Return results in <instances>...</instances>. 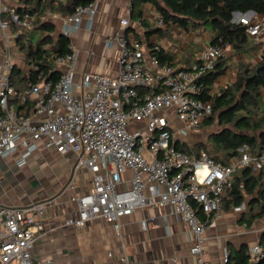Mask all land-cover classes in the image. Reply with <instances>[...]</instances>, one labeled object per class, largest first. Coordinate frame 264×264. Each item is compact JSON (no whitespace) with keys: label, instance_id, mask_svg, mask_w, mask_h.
I'll list each match as a JSON object with an SVG mask.
<instances>
[{"label":"built area","instance_id":"obj_1","mask_svg":"<svg viewBox=\"0 0 264 264\" xmlns=\"http://www.w3.org/2000/svg\"><path fill=\"white\" fill-rule=\"evenodd\" d=\"M95 15L92 4L78 5L65 19L64 36L70 38L85 18L92 22ZM240 15L235 14L234 21L246 26L250 41H259L264 20ZM34 22L29 14L21 18L16 6L0 7L6 49L0 64V161L20 147L25 149L21 165L40 146L55 149L66 160L74 159L77 167L86 168L92 178L91 192L73 195L77 213L68 225L84 228L99 218L119 233L123 217L138 209L169 206L189 227L195 264H211L203 243L212 217H220L237 172L264 170V152L255 155L243 146L230 164H223L207 154L188 155L176 145L185 144V138L212 115L213 101L199 98L203 80L219 60L228 57L230 47L211 44L189 66L161 65L157 57H145L118 31L105 42L119 46L117 77L84 73L77 81L78 53L70 45L68 54L53 57L60 72L56 80L41 73L38 82L18 94L12 84L20 53L18 40ZM163 23L160 16L159 26ZM120 24L127 29L130 20ZM45 212L44 204L26 210L0 209V218L5 216L0 222L1 264H55L53 260L40 262L32 254L35 242L45 233ZM141 228L148 229L146 220ZM249 257V264L264 263V245L255 244Z\"/></svg>","mask_w":264,"mask_h":264},{"label":"crops","instance_id":"obj_2","mask_svg":"<svg viewBox=\"0 0 264 264\" xmlns=\"http://www.w3.org/2000/svg\"><path fill=\"white\" fill-rule=\"evenodd\" d=\"M68 1L48 0L40 7L41 23H49L54 27L52 34L54 39L64 36L65 19L68 17L64 5H67ZM91 4L96 10L94 19L90 22L85 18L79 29L69 38L70 45L78 53L75 64L77 81L84 73L117 77L119 46L117 44L106 46L105 42L118 31L125 33L145 57L151 56L153 48L165 49L174 55V66L191 65L195 62L197 54L212 44V36L207 30L201 35L174 24L159 26L160 15L151 2L93 0ZM5 5L18 7V0H0V7ZM246 14L253 20H264L263 15L253 12ZM34 18L36 22L37 19ZM123 19L130 20L127 29L121 27L120 22ZM47 33L33 27L28 30V38L35 44ZM249 42L247 52L236 53L229 49V55L225 58L229 67L225 75L215 82L213 94L219 93L220 87L233 84L242 66L253 69L262 63L264 34L259 41ZM3 45L0 32V64L5 58ZM16 65L23 71L32 68L27 65L21 52ZM184 142L187 143V140ZM40 147L23 165L19 163L25 152L23 147L0 163L1 185L4 184L7 175L11 178L12 186L17 187L26 185L28 170L33 175L38 169L49 172L45 176L44 184L40 185L42 192L39 199L28 198V192L25 191L17 194L9 203L10 206L22 207L25 210L39 202L44 204L45 233L35 242L32 249L36 260L43 263L53 260L55 264L196 263L195 257L190 253L194 240L191 238L189 227L181 220L175 209L169 206L138 209L132 215L123 217L119 233L112 224L99 218L89 221L84 228L68 225V220L76 218L77 213V204L72 200L73 195L91 192L92 178L89 179V175L88 180L84 178L89 171L84 167H77L74 159L68 161L55 149ZM23 173L26 176H20ZM253 174L262 175L264 180V170ZM33 184H36L35 189L39 188L37 183ZM240 188L245 197L243 204L227 207L229 199L224 200L220 217H212V224L206 232L203 247L205 258L211 264H234L239 261L241 253L249 257L250 249L261 243L264 216L251 220V217L259 214L261 204L256 202L255 194L246 193L242 182ZM143 220L148 222L146 231L141 228Z\"/></svg>","mask_w":264,"mask_h":264},{"label":"trees","instance_id":"obj_3","mask_svg":"<svg viewBox=\"0 0 264 264\" xmlns=\"http://www.w3.org/2000/svg\"><path fill=\"white\" fill-rule=\"evenodd\" d=\"M93 0H69L64 8L67 15H71L78 5H89ZM151 2L163 18L164 24H174L186 30L203 27L212 36V44H226L236 53H244L249 50L250 42L246 34V26L234 21L236 13L246 14L253 12L264 16V0H139ZM48 0H18L17 13L23 18L25 14L36 17L32 28L47 31V35L33 44L28 38V30H23L18 40L19 50L25 56V61L30 68L21 70L15 65L12 74V84L18 94L39 81V76L56 80L59 69L55 64V55H65L70 52V40L65 36L54 39L52 36L54 27L49 23H41L39 18L40 7ZM14 30L16 27L12 24ZM151 55L157 57L161 65H174L175 57L163 48L152 49ZM260 65L253 69L242 66L238 72L236 81L220 89L219 93L211 95L215 82L225 75L229 65L226 59L217 62L215 69L207 74L203 80L202 100L213 101V113L201 125L211 126L215 121L223 129L212 136V146L215 155L200 147L195 152L190 145L178 143L176 148L188 154L200 157L207 154L212 159L223 164H230L232 159L239 155V149L248 146L252 153L260 155L264 152V70L257 73ZM236 184L229 193L227 207L240 206L244 202L241 182L248 195L255 194L256 202L260 203L257 216H264V180L263 176H255L251 169L237 172ZM199 217L202 211L197 210ZM251 223V221H249ZM264 245V234L261 238ZM234 264H249V257L241 253L239 261ZM259 264H264L259 263Z\"/></svg>","mask_w":264,"mask_h":264},{"label":"rangeland","instance_id":"obj_4","mask_svg":"<svg viewBox=\"0 0 264 264\" xmlns=\"http://www.w3.org/2000/svg\"><path fill=\"white\" fill-rule=\"evenodd\" d=\"M159 1L161 2V0H159ZM187 31L197 32L198 34H201V35L206 32V30L203 27H199L197 29L190 28ZM3 51H6L5 44L3 45ZM12 52H15V49H12ZM221 88H223V87H220V89ZM222 129H223V127L220 126L216 121L211 126L203 125L199 129H197L196 131L190 133L186 137V139H185V140H187L186 144L190 145L195 152L200 147L201 150L208 151V153L210 155H215L216 152L213 149L212 140L211 139H212V136L215 133L220 132ZM0 163H1V161H0ZM48 173L49 172H47V171H42L41 169H38V171H36L34 173V175H33L28 170V181H27V183L25 182L26 185H24V186L23 185H18L17 187L12 186V182H10L8 179H5V180H7L6 181L7 183H5V187H6L5 190H6L7 195H4V196L0 197L1 201H3L4 203L9 205V203H11L10 201L12 199H14L15 196H17V194L25 193V191L28 192V198L39 199V197H40L39 194H40V192H42L40 190V185H41V183L44 182L45 176ZM24 175L25 174L23 173L20 176H24ZM88 175H89V179L91 178V174L88 173V174L84 175V178L86 180H88ZM13 179H14V177H13ZM14 181H16V179H14ZM33 182L37 183L39 185L38 186L39 188L35 189L34 186H33ZM0 222H1V218H0Z\"/></svg>","mask_w":264,"mask_h":264},{"label":"water","instance_id":"obj_5","mask_svg":"<svg viewBox=\"0 0 264 264\" xmlns=\"http://www.w3.org/2000/svg\"><path fill=\"white\" fill-rule=\"evenodd\" d=\"M236 15H240V13H236ZM262 70H264V65L260 66L258 69H257V73H260ZM2 192V188L0 187V193ZM41 202L37 203V204H40ZM0 209H7V210H12V209H22V207H16V206H10L6 203H4L3 201H1L0 199ZM5 220V216H2L1 217V221H4ZM1 264V262H0Z\"/></svg>","mask_w":264,"mask_h":264},{"label":"flooded vegetation","instance_id":"obj_6","mask_svg":"<svg viewBox=\"0 0 264 264\" xmlns=\"http://www.w3.org/2000/svg\"><path fill=\"white\" fill-rule=\"evenodd\" d=\"M5 179H8L9 181H11V178H10L9 175H7ZM5 179H4V184L1 185L3 190H2V192L0 193V197L6 195V192H5V183H7V182H6L7 180H5ZM33 186L36 187V184H33Z\"/></svg>","mask_w":264,"mask_h":264}]
</instances>
